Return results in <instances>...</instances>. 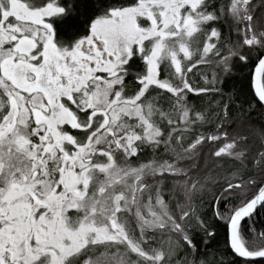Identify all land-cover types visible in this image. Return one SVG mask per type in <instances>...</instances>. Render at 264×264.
Here are the masks:
<instances>
[{"label": "snow or ice", "instance_id": "obj_1", "mask_svg": "<svg viewBox=\"0 0 264 264\" xmlns=\"http://www.w3.org/2000/svg\"><path fill=\"white\" fill-rule=\"evenodd\" d=\"M0 264H264V0H0Z\"/></svg>", "mask_w": 264, "mask_h": 264}, {"label": "trees", "instance_id": "obj_2", "mask_svg": "<svg viewBox=\"0 0 264 264\" xmlns=\"http://www.w3.org/2000/svg\"><path fill=\"white\" fill-rule=\"evenodd\" d=\"M248 75H249L248 71L245 70L244 77H247ZM242 79H243V83H244V85L246 86L247 83H248L247 79H244V78H242ZM223 242H224V232H223V230L221 229V231H220V236H219V243H220V246H221V247L223 246Z\"/></svg>", "mask_w": 264, "mask_h": 264}]
</instances>
